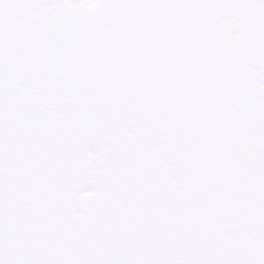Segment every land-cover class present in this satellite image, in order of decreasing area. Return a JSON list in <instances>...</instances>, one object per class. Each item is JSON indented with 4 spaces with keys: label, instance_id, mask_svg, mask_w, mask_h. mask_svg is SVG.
Masks as SVG:
<instances>
[{
    "label": "snow or ice",
    "instance_id": "snow-or-ice-1",
    "mask_svg": "<svg viewBox=\"0 0 264 264\" xmlns=\"http://www.w3.org/2000/svg\"><path fill=\"white\" fill-rule=\"evenodd\" d=\"M0 264H264V0H0Z\"/></svg>",
    "mask_w": 264,
    "mask_h": 264
}]
</instances>
